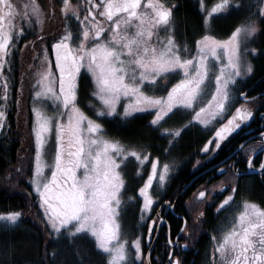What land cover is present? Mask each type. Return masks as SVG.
<instances>
[{
    "label": "snow or ice",
    "instance_id": "6c2138e0",
    "mask_svg": "<svg viewBox=\"0 0 264 264\" xmlns=\"http://www.w3.org/2000/svg\"><path fill=\"white\" fill-rule=\"evenodd\" d=\"M200 2L202 4L203 0ZM57 3L64 13L61 21L63 32L51 33L54 39L51 50L58 76L51 66L44 67L48 60L46 48L43 57L39 56L40 47L50 38L43 24L56 18ZM235 4L234 10L244 11L243 0H235ZM176 7L178 5H170L167 0H82L76 5L70 0H52L49 10L42 9L35 0H31V4L25 3L21 11L15 0H0V69L12 63L8 59L12 47L10 42L22 38L25 32L22 25L27 23L36 38L25 41V44L31 43L37 49L35 59L41 61L35 73L38 79H35L34 87L38 90L34 96L44 98V101L50 100L54 105L51 115L47 114L44 101L31 110L34 115L35 167L29 183L38 196L39 208L43 210L41 222L49 236H55L57 240L72 243L79 235L90 234L95 239L96 248L103 250L101 255L106 257L101 264H137L138 261L143 264L140 237L132 241L134 256H130L125 243L118 240V218L123 211L121 195L126 183L122 170L131 158L134 157L140 165L151 162V171L138 189L142 197L140 212L143 219V213L148 212L154 203L149 192L154 177H158L160 185H164L169 173L167 163L163 169L158 168V160L144 150L163 148V145L151 143L153 137L172 138L169 146L164 148L167 155L177 146L183 133L190 129L212 132L214 127L208 142L200 149L208 155L227 144L243 122L253 116V112L242 104L235 107L234 114L227 118L226 123L215 120L229 107L230 84L242 75V41L247 42L248 37L258 31L256 21L246 20L226 40H218L211 35L201 36L195 40L193 54L185 46L178 45L173 35H166L163 40L159 36L160 30H168ZM231 7L230 0H221L211 12ZM256 10L260 16H264V0H258ZM17 17L21 20V26L15 32ZM73 17L76 27L74 31H69L65 22ZM36 25H41L39 32L35 31ZM260 30L264 31V28ZM250 51L255 53L257 49L251 48ZM213 59L219 64L218 68L214 66ZM252 71L249 63L247 72ZM213 73L214 91H211L210 99L205 104L201 96L209 87V77ZM88 74L94 82L91 92L93 99L89 100V104H94L96 108L94 115L87 114L78 99L79 79ZM173 74L180 78L167 87L162 82ZM165 89L166 95L149 94ZM3 90V99L7 102V81L3 84ZM240 96L251 102L252 98L244 93H240ZM122 98L126 102L123 111H120L118 105ZM136 113H146L151 117L145 125L147 133L139 151L129 150L102 135L106 130L102 121L134 120ZM177 113L190 119L179 127L162 128ZM6 116L7 112L0 110V127L5 125ZM261 119L264 120V114H261ZM210 122L212 124L208 128L198 127ZM216 123H219L218 127ZM53 127L55 153L49 177L44 174L46 165L42 149L47 142L46 134ZM261 137L258 143L245 149L250 153L246 156L248 168L253 167L254 156L264 152V133H261ZM213 144L215 147H212ZM244 159L241 156L233 163H243ZM20 168L26 170L24 164ZM78 170L82 174H78ZM259 170L264 173V159L260 161ZM225 171L227 168L221 169L219 174L223 175ZM230 187L231 192L217 206L218 211H223L234 199L238 183ZM223 190L228 191V186H224ZM208 195L206 190H199L194 194V202L204 201ZM22 215L21 211L0 213V220L5 222V226L8 222L14 225ZM158 219L163 222V217ZM155 227L158 225L150 223L149 233ZM213 239L217 240L216 237ZM45 255L48 256L47 252ZM56 255L57 251L53 250L49 264ZM168 256L172 257L173 253L169 251ZM212 257L206 264H264V209L256 204H245V211L240 212L236 224L214 246ZM78 264H83V261ZM167 264L184 262L180 258H170Z\"/></svg>",
    "mask_w": 264,
    "mask_h": 264
},
{
    "label": "flooded vegetation",
    "instance_id": "af4514ba",
    "mask_svg": "<svg viewBox=\"0 0 264 264\" xmlns=\"http://www.w3.org/2000/svg\"><path fill=\"white\" fill-rule=\"evenodd\" d=\"M70 2L76 5L82 3V0H70ZM167 2L170 5H178L174 9L170 21L174 25V35L177 39L181 41L183 38V46L191 49L194 44L192 42L201 36H196V32L199 31L204 35L210 34L218 40H226L230 36V33L228 36L222 34L224 27L222 29L216 28L217 30L214 31L211 29L212 22L216 18H224L227 9L211 14L212 16L210 15L207 18L206 9L211 7V3H206L205 0L202 4L200 0H167ZM57 4L59 5V3ZM184 7L189 10L190 27L188 29L179 27L180 15L185 16L187 14L185 11L182 13ZM58 9L60 11V6H58ZM254 13L251 19L255 20L259 27L258 31L252 34L250 42V48L257 49L255 53L250 51L249 59L253 71L231 82L229 107L215 120L219 123H226L227 118L234 114L235 107L242 104L253 112V116L244 121L241 128L231 135L229 142L216 149L215 152L205 155L200 151L203 144L208 142L209 137L214 132L215 128L213 127L212 132H205L204 139L194 158L188 157L186 164L180 167L171 162L165 184L160 185L158 180V190L155 189L158 193L154 198L153 206L148 212L143 213V219L139 225L136 223L135 218L141 217L140 205L138 206V212L133 214V218L130 216L132 213H129L127 217L128 213L125 212V209L119 213L118 238L121 235H126L123 233L124 230V232L127 229L128 231L134 230L132 240L134 236L136 239L141 238L143 264H160L161 261H163V264H167L170 258H180L184 264H206L207 261L213 259L212 252L218 240L223 239L226 232L236 224L240 212L245 211V204H256L259 208L264 209V173L259 170L260 161L264 159V152L257 153L254 156L253 167L248 168L246 156L250 153L245 151V149H250L253 144L258 143L262 138L261 133H264V120L261 119V114H264V38H260L264 16H260L258 11ZM63 16L60 19L61 33L64 27L61 23ZM69 20H72V18ZM192 23H196V27ZM239 26H242V24ZM234 30L235 28L232 31ZM179 32H182V34L178 35ZM53 42L54 39L50 35V38L40 47L39 56L43 57L46 48L48 60L44 65L46 64V67L51 66L52 71L58 76L55 70V56L51 50ZM35 57H32L34 63H29L34 69L41 63ZM23 68V63H17L16 73ZM16 73L15 77L12 76L10 79L9 92L14 89V85L16 88L14 90L16 93L18 92V84H16L18 75ZM3 81H6L5 78H3ZM78 86V99L83 96L84 99L85 96L89 100L92 99L91 92L94 90V82L91 80L90 74L86 77L82 76L79 79ZM240 93L252 98L251 102L245 101ZM25 98H28V94L25 95ZM219 123H216L215 126L218 127ZM210 126L211 123L199 128L205 129ZM212 147H215V145L213 144ZM241 156L245 158L244 162L234 164L233 161L238 160ZM223 168H227V171L220 175V170ZM236 173L241 174L236 176ZM234 183H238L234 199L225 206L223 211H218L217 206L231 192L230 186ZM139 185L134 188V191ZM224 186H228V191L223 190ZM202 189L206 190L209 195L204 201L194 202V194ZM139 202L141 203V201ZM158 217H163L162 223ZM128 219H132V222L134 220L136 225ZM150 223L158 225V227L152 229L151 233H149L148 228ZM149 235L151 240H149ZM213 237H216L217 240H214ZM92 239L95 243V239L93 237ZM169 251L173 253L172 257L168 256ZM216 259L219 260L218 253ZM137 264H140V262L138 261Z\"/></svg>",
    "mask_w": 264,
    "mask_h": 264
},
{
    "label": "trees",
    "instance_id": "16d2710c",
    "mask_svg": "<svg viewBox=\"0 0 264 264\" xmlns=\"http://www.w3.org/2000/svg\"><path fill=\"white\" fill-rule=\"evenodd\" d=\"M30 1H18L16 3L22 7L21 11H23V5L25 3L30 4ZM213 1L215 0H205L206 3ZM35 2H39L43 6L42 0H35ZM230 3L232 7L227 9L224 18H216L211 24L213 31L224 27L222 34L225 36H228L238 25L251 19L255 14L254 12L257 11L258 6V0H243L244 11H236L234 10L236 8L235 0H230ZM184 11L187 14L185 16L183 14L180 15V26L182 29H188L190 27L189 10L187 7H184L182 13ZM249 13L252 15L250 16ZM16 24L17 29L15 32L19 31V27L21 26L19 17L16 19ZM192 25L196 27V23H192ZM22 26L25 28L22 38L14 39L10 42L14 47H11L12 55L9 59L14 62H18L21 58L20 48L23 47L25 41L30 40L31 33L33 32V29L27 23H24ZM261 37L264 38V31H261ZM24 56H26V52ZM10 68L11 72L9 76H13L14 78L16 64L14 66L12 63ZM13 88L16 90L15 85ZM14 89L9 92L7 102L0 96V110L7 112L5 125L0 127V213L21 211L23 215L19 218L16 225L8 228L0 227V264H49L53 250L57 251V255L52 260V264H78L81 260L83 264H101L105 256L101 255L90 235H79L75 242L72 243L64 239L57 240L55 236H49L48 231L41 222L42 216L32 195L31 184L29 183L33 168V144L31 137L28 135L27 137L24 136L19 120L13 116V105L11 102L14 96ZM141 116L144 117V115ZM145 125L146 123L144 124L140 117L127 122L108 119L104 123L105 129L111 135L115 134L117 135L115 137L121 140L141 141V144L145 141L147 133ZM25 130L29 134L28 125H26ZM204 136L205 132H197L195 129H190L183 133L182 138L177 142V146L171 152L172 156L174 155L173 163L175 166L180 167L185 165L188 157L194 158L196 156ZM151 143L157 146L163 145V148H144L151 155L160 154V151L168 146L166 137L164 139L153 137ZM21 164L25 165L26 170H21ZM18 172H20L19 175L17 174ZM124 174L128 176L127 190L135 198L134 201H136L134 188L137 186L139 180L138 178L135 179L133 184L130 185L132 175L127 170ZM134 210L135 204L127 206L125 209V212L128 213L127 217L129 213H132L130 216L133 218V214H136L133 212ZM128 220L132 222V219ZM136 220L137 218H135ZM132 223H134V220ZM134 224L136 225V223ZM46 252L48 254L47 257L45 255Z\"/></svg>",
    "mask_w": 264,
    "mask_h": 264
},
{
    "label": "rangeland",
    "instance_id": "374dc122",
    "mask_svg": "<svg viewBox=\"0 0 264 264\" xmlns=\"http://www.w3.org/2000/svg\"><path fill=\"white\" fill-rule=\"evenodd\" d=\"M18 1H26V0H15V2H17V3H18ZM42 1H43V6H45V8H48L50 10L52 0H42ZM210 3H211V7H208V9H206V17L207 18L211 14H214L211 12V9L214 6H216L217 4H220L221 0H215V1H213V3L212 2H210ZM30 4H31V1H30ZM37 4H39L41 6V8L43 9V6L39 2ZM58 6L59 5L57 4L56 18L54 20H51V21H45V23L43 24V27L45 28V30L50 35H51V33L55 32V31L60 32V28H61L60 19H61V16L64 15V13L59 11ZM21 8L22 7H20V9ZM225 9H228V8H222L218 12L224 11ZM34 19H35V17H34ZM65 23H67V25L69 27V31L75 30L74 26H76V25H75L74 17L72 18V20H68ZM36 27H37L36 32H39L41 25H36ZM179 27L181 28V26H179ZM161 29H163V26L161 27ZM167 29H168L167 31H164V30L159 31V36L162 40L166 35H173L178 45L184 44L182 42L183 38L180 41L179 39H177L176 35H174V25L172 24L171 21H170L169 25L167 26ZM181 34H182V32H179L178 35H181ZM230 34H231V32H230ZM31 35L32 36H30L29 41H33L36 38L33 35V32L31 33ZM200 35L203 36L204 34H202L201 31H199L198 33L196 32L197 37H199ZM226 39H228V37ZM163 42L166 43V41H163ZM250 42H251V36L248 37L247 42L242 41V47L240 50L242 75L240 77L248 74L247 66L250 63V59H249L250 58V49H251L250 48ZM192 43H194V44H193V47L191 49H189L188 47H186V48H188L189 50H191V52L193 54H195V41ZM11 46L14 47L13 44H11ZM244 49H249V51L245 52ZM20 52H21V58L18 60V62H14L13 60L9 59V57H11V55H12V51L9 52V56H8V59L10 61H12L14 66H15V64L20 63V62L24 64V68L21 70H18L16 73L18 75V77H17L18 80L16 81V84H18V92L15 94V90H13L14 96L12 98L11 104L13 105V116H15V118H17V120H19V123L21 124L22 129H23L22 131H23L24 136L27 137V135H28L29 137H31V141L33 144V149H34L33 162H32L33 163L32 170H33L35 167V133L32 131V126H33V122H34V115H33L32 111L30 112V110H32V108L34 106L39 107L41 101H44V99L43 98H36L33 94L37 90L33 86V84L35 83V79H38V77H35V73L37 71V66L34 69V68L30 67L29 63H34V59H32V57L37 56V49L34 48L31 43H29V44H24L23 47L20 48ZM25 52H26V56H24ZM39 54H40V50H39ZM221 57H222V59H224L222 52H221ZM12 63L6 64L2 69H0V96L2 99L4 96L3 84L5 82V81H3V78H5V80L8 82V85L11 86V83H10L11 76H9V74L11 72L10 65H12ZM213 64L216 68L219 67V64L217 62H215L214 59H213ZM44 67H46V64L44 65ZM179 78H180L179 75L173 74L172 76H170L168 78L167 81H164L162 83H166L167 87H170L171 84L175 83L176 80H178ZM213 90H214V73L209 77V87L204 90V93L201 96V100L203 101V103H205V104L207 103V100L210 99L211 91H213ZM29 93L32 95H30ZM27 94H28V98L25 99V95H27ZM149 94L166 95V89L163 91L149 92ZM79 102H80V106L85 109L87 114H89V115L95 114L96 108H95L94 104H89V98L85 97V99H84L83 97H81L79 99ZM125 102L126 101H124L122 98L121 103L118 105L120 111H123V104ZM44 103H46V105H47V114L51 115L52 112L54 111L53 103L50 100L44 101ZM134 115L136 117L142 118L144 124L145 123L147 124V122L150 121V119H151V117L149 115H147L146 113H136ZM141 115H144V117H142ZM188 119H190V117H182L181 113H177L176 115L171 116V118L168 121H166L164 125H162V128L179 127L181 124L187 123ZM119 120L125 121L123 119H119ZM105 121H108V120H104V121H102V123L104 124ZM210 123L212 124V122H210ZM26 125L29 126V134L26 133V130H25ZM204 126H207V125H198V127H201V128ZM102 135L107 139H110L114 142H117V143L123 145L124 147L128 148L129 150L136 149L137 151H139L141 149V147L144 145V142L141 144V141L132 142L131 140H125V139L121 140V139L115 137L117 135L113 134L114 135L113 136L107 130H105L102 133ZM171 139H172L171 137H166V140L168 142V146H169V140H171ZM46 141L47 142L44 145V148L42 149V158H43V161L46 165L44 174L46 176L50 177V175H51V164L54 160V153H55V129H54V127L49 131V133L46 134ZM145 152L148 153L146 150H145ZM163 155H165L164 150L160 151V154L152 155V157L158 160V168L163 169V165L167 163L169 165V170H170L171 162H173L172 158L174 155L172 156L171 152L168 153L167 155H165L164 157H163ZM129 162H128L127 166L122 170V173H126V170H127L132 175V181L130 182V185H132L133 181L137 178L139 180L137 185H139V184L140 185L135 190L136 201H134L135 198L132 195H130L128 190H127L128 176L124 175V179H125L126 183H125V187L122 188L121 200L123 203H122L121 207H122V209H126L127 206L135 204V213H137L139 210L138 206L142 204V197L139 196L138 189L140 186H142L143 181L146 180L147 175L151 171V162L146 161L143 165H140L138 162H136L134 157L131 158L129 160ZM78 174H82L81 170H78ZM157 184H158V177H154L153 184L149 188V190H151L149 192L153 196V199L155 198L156 194L158 193L157 192V190H158ZM31 189H32V187H31ZM155 189H157V190H155ZM31 192H32V195L34 197V200L37 203L40 215L43 216V210L39 208L38 196L33 192V190H31ZM139 201H141V203ZM141 220H142L141 217H139V218L137 217L136 223L139 225ZM16 224H14V225H16ZM14 225L12 224V222H8V225L5 226V222L3 220H0V227L8 228V227H12ZM124 231H123V233L126 235H124V236L121 235L118 238V240L124 242L126 248L129 250V255L134 256V246L132 244V241L136 240L135 236L133 237V240H132V236L134 235V230L132 229V230L128 231V229H127L126 232H124ZM129 232H131V233L129 234ZM87 235H90V234H87ZM115 243L116 242L114 241L113 244H115ZM100 251L102 252L103 250H100Z\"/></svg>",
    "mask_w": 264,
    "mask_h": 264
}]
</instances>
